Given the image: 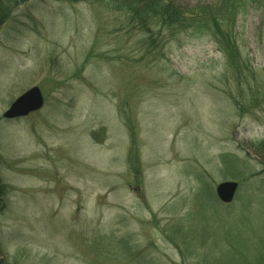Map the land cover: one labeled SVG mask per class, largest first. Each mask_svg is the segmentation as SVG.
<instances>
[{"label": "rangeland", "instance_id": "rangeland-1", "mask_svg": "<svg viewBox=\"0 0 264 264\" xmlns=\"http://www.w3.org/2000/svg\"><path fill=\"white\" fill-rule=\"evenodd\" d=\"M106 3L0 0V264H264V8L238 84L208 36L149 41Z\"/></svg>", "mask_w": 264, "mask_h": 264}, {"label": "trees", "instance_id": "trees-1", "mask_svg": "<svg viewBox=\"0 0 264 264\" xmlns=\"http://www.w3.org/2000/svg\"><path fill=\"white\" fill-rule=\"evenodd\" d=\"M106 1L107 8L125 13L132 29L149 35V41L153 40L154 29L168 33L174 39L182 34L208 36L224 55L227 67L238 84L245 82L244 75L250 69V63L242 56L238 43L237 19L249 9L264 8V0H217L213 3L197 0L194 7L186 9L176 5L173 0ZM89 2L101 3L100 0ZM1 8L0 23H4L9 17L10 8ZM3 190L0 188V204L4 200ZM261 261L258 264H263Z\"/></svg>", "mask_w": 264, "mask_h": 264}, {"label": "water", "instance_id": "water-1", "mask_svg": "<svg viewBox=\"0 0 264 264\" xmlns=\"http://www.w3.org/2000/svg\"><path fill=\"white\" fill-rule=\"evenodd\" d=\"M45 100L40 88L34 87L20 96L5 112L3 118L14 120L23 118L41 110ZM239 185L236 182H223L216 188V195L223 204H231L237 194Z\"/></svg>", "mask_w": 264, "mask_h": 264}]
</instances>
